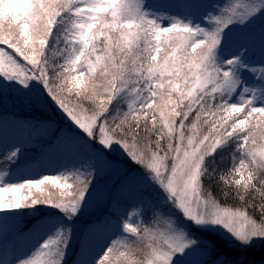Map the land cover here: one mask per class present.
<instances>
[{
  "label": "rangeland",
  "instance_id": "obj_1",
  "mask_svg": "<svg viewBox=\"0 0 264 264\" xmlns=\"http://www.w3.org/2000/svg\"><path fill=\"white\" fill-rule=\"evenodd\" d=\"M0 125V264H264V0H0Z\"/></svg>",
  "mask_w": 264,
  "mask_h": 264
},
{
  "label": "trees",
  "instance_id": "obj_2",
  "mask_svg": "<svg viewBox=\"0 0 264 264\" xmlns=\"http://www.w3.org/2000/svg\"><path fill=\"white\" fill-rule=\"evenodd\" d=\"M142 129L137 130L139 139L148 133L145 128ZM153 137L157 138L156 135ZM206 161L199 181L201 191L224 209L238 210L246 214L253 223L264 230V168L255 170L248 167L242 176L236 172L231 176L224 163L228 161L225 155L214 154L212 160ZM255 252L250 251L246 255L256 260L261 252Z\"/></svg>",
  "mask_w": 264,
  "mask_h": 264
},
{
  "label": "bare ground",
  "instance_id": "obj_3",
  "mask_svg": "<svg viewBox=\"0 0 264 264\" xmlns=\"http://www.w3.org/2000/svg\"><path fill=\"white\" fill-rule=\"evenodd\" d=\"M3 129L4 128H2V125H0V131H3ZM4 163V161H3V159L2 158H0V169H2V167L4 166H2V164ZM2 170H0V172H1ZM50 171H52V170H50Z\"/></svg>",
  "mask_w": 264,
  "mask_h": 264
}]
</instances>
